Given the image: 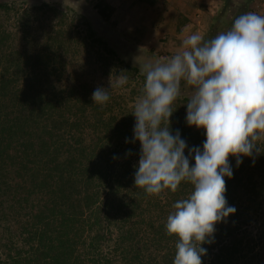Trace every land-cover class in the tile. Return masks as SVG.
<instances>
[{
  "label": "trees",
  "instance_id": "obj_1",
  "mask_svg": "<svg viewBox=\"0 0 264 264\" xmlns=\"http://www.w3.org/2000/svg\"><path fill=\"white\" fill-rule=\"evenodd\" d=\"M232 1L224 0L205 39L228 31L254 2L243 0L229 18ZM113 10L105 0L93 7L109 24ZM0 12L14 14L19 24L15 33L0 32V264H173L177 238L167 235L166 220L192 185L182 182L160 196L134 186L141 146L132 111L145 76L89 23L80 22L86 30L79 43L77 21L65 11L15 1L0 3ZM49 13L57 14L58 27L48 36L31 35ZM86 42L102 62L93 72L81 67L78 48ZM115 74L127 83L117 87ZM98 87L110 90L103 105L91 99ZM190 95L182 85L170 117L186 156L202 151L206 140L203 129L186 122ZM259 147L239 166L229 157L225 198L235 212L201 245L202 264H264V143Z\"/></svg>",
  "mask_w": 264,
  "mask_h": 264
},
{
  "label": "clouds",
  "instance_id": "obj_2",
  "mask_svg": "<svg viewBox=\"0 0 264 264\" xmlns=\"http://www.w3.org/2000/svg\"><path fill=\"white\" fill-rule=\"evenodd\" d=\"M140 70L145 82L132 111L134 141L141 146L134 186L160 196L175 193L182 182L192 185L187 198L172 205L165 227L177 238L173 264H202L206 250L201 245L210 242L217 223L235 212L225 198V177L233 175L229 157L239 166L241 157L261 153L264 143V15L242 14L211 39L188 34L174 55L145 62ZM182 81L191 89L186 122L206 133L203 150L190 149L187 156L180 133L170 131ZM126 83V76L116 77L117 87ZM110 90L98 87L91 99L103 105Z\"/></svg>",
  "mask_w": 264,
  "mask_h": 264
},
{
  "label": "rangeland",
  "instance_id": "obj_3",
  "mask_svg": "<svg viewBox=\"0 0 264 264\" xmlns=\"http://www.w3.org/2000/svg\"><path fill=\"white\" fill-rule=\"evenodd\" d=\"M15 1L24 2L28 7L48 4L55 10L65 11L77 21L73 32L79 43L83 41L81 31L85 33L86 30V26L80 22L89 23L96 36L106 40L109 47L126 64L136 67L141 75L144 73L140 70V65L149 61L163 62L170 58L180 50L182 40L188 34L198 32L204 36L224 3V0H201L208 4H199L200 0H105L114 9L109 24L94 16L93 7L98 0H0V3ZM242 1H232L233 9L229 18ZM248 12L264 15V0H254ZM17 19L14 14L0 12V32L15 33L19 25ZM190 21H193V27L188 25ZM58 22L57 14L49 13L42 16L39 23L34 25L35 28L29 31L31 35L48 36L58 27ZM86 43V46L78 48L84 57L81 67L82 71L93 72L100 68L102 62H99L96 49L93 50L89 42ZM8 44L11 45V41ZM74 65L79 66L77 63ZM117 69L113 66L114 72ZM111 77L116 80L114 76ZM182 85H185L183 81Z\"/></svg>",
  "mask_w": 264,
  "mask_h": 264
},
{
  "label": "crops",
  "instance_id": "obj_4",
  "mask_svg": "<svg viewBox=\"0 0 264 264\" xmlns=\"http://www.w3.org/2000/svg\"><path fill=\"white\" fill-rule=\"evenodd\" d=\"M198 2H199V4H208L207 1H206V2H202V1L200 0V1H198ZM200 2H201V3H200ZM193 24H194L193 21H192V22H191V21L188 22V25H190V26L193 25ZM188 27H189V26H188ZM191 27H193V26H191Z\"/></svg>",
  "mask_w": 264,
  "mask_h": 264
}]
</instances>
